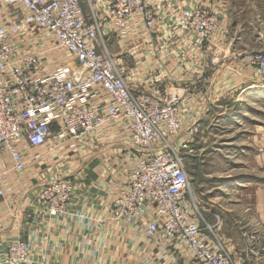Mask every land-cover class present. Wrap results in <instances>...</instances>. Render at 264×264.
<instances>
[{"label": "built area", "instance_id": "1", "mask_svg": "<svg viewBox=\"0 0 264 264\" xmlns=\"http://www.w3.org/2000/svg\"><path fill=\"white\" fill-rule=\"evenodd\" d=\"M224 22L200 0H0V200L9 199V188H25L18 209L34 224L31 239L21 231L5 243L0 264H45L32 258L35 243H47L38 230L77 221L85 228L93 221L94 234L102 225L127 231L141 252L137 264L156 250L159 264H236L206 235L198 205L188 200L185 160L202 120L185 115L187 89L164 68L143 71L139 62L130 70L112 52L115 45L131 56L160 54L145 58L149 65L172 51L186 75L198 73L185 64L193 55L205 73L217 62L211 44ZM249 66L264 78V49L250 55ZM138 77L142 85L129 80ZM203 81L194 76L189 91ZM121 142L106 161L114 173L103 170L108 189L98 182L110 193L101 220L73 207L79 196L70 177L55 171L33 184L45 165L52 173L55 164L90 160ZM172 246L176 254L168 257Z\"/></svg>", "mask_w": 264, "mask_h": 264}, {"label": "crops", "instance_id": "2", "mask_svg": "<svg viewBox=\"0 0 264 264\" xmlns=\"http://www.w3.org/2000/svg\"><path fill=\"white\" fill-rule=\"evenodd\" d=\"M200 1L208 3L205 2V0ZM218 1L225 5L227 3L229 4V0ZM218 1H215V7H219L220 2ZM250 1H253L252 8L250 9L251 12H253L257 7L256 0ZM252 16L254 15L252 14ZM228 27L227 23H223L212 42L211 55L214 56L217 62L216 64L208 63L205 73L200 72L202 69L200 64L191 61L193 55L188 56L189 60L185 62V64L187 68H191V70L194 68L198 73L186 75L184 73L186 70L185 65L178 63L177 57L171 54L172 51L165 52L164 56L161 58L162 63L159 64V62L156 61L149 65L145 58L158 59L160 54L156 52L146 56L144 52H140L131 56L129 54L127 55L124 50L119 48H117V54H123L122 61L127 62L129 67L131 66L130 62L134 60V65H137L139 62L138 66L142 64L145 65L143 71H145L146 67L166 69L182 87V91L187 89L186 99L189 104L186 110L188 113L200 117L203 113L213 111L218 114L217 117L220 116L219 121L222 122L224 120V115L229 112H234V109L237 108V105L233 103H240L254 95L260 96L264 91V78L257 77L253 69L249 66L250 55L255 51L264 49L263 33L259 34L258 37H256V35L253 36V32L245 31L243 26L237 23L233 28L234 36H227L228 31H230ZM261 32L263 31L261 30ZM230 37H233L231 42ZM170 49H172V47H170ZM191 54L192 53H190V55ZM194 76H200L204 78V81L201 85V90L190 92L189 87L191 86V80ZM129 80L131 83L136 84V86L144 83L142 77L129 78ZM263 140L264 139L261 141L260 139L258 140L262 146ZM116 144H110L112 149H105L104 152L100 153V150L93 152L91 156H94L90 160L87 158L83 161L78 160L75 163L68 160L64 163V167H62L60 163L59 165L55 164L52 173H43L33 181V184L37 186L45 182L47 183L49 180L57 177L55 171L59 172L58 176L60 177H70L77 185L76 193L79 196V200L74 202L73 207L84 208L92 219L101 220L108 214L107 208L109 207L110 193L109 191L103 192L100 190L103 188L98 186V182L102 184L101 186L106 184L108 189L103 170L105 166L111 167V172L112 174L114 173L112 164L106 161L109 160L113 151L119 150L114 148ZM122 145L123 143L121 142L120 146ZM100 147L102 146L100 145L99 148ZM259 157L260 159H264V152L260 153ZM260 184L261 187H258L259 184L258 186H246V191H255L258 194L251 198H246L244 205L246 210L259 212L262 210L258 214V217L264 225V181ZM24 190L25 188H22L18 191L15 201L10 198L0 200V251L10 238H16L21 231H23V236L26 240L31 239L30 228L31 226L33 227L34 224L28 221L25 222V219L22 217L23 214L20 213L19 210L21 206L19 209L17 208L22 202L21 195ZM240 205L241 204L236 203L226 208V212L223 215V219L217 231L221 234L222 239L226 241V246L228 245L230 247L238 261L242 260L244 257L252 256V258L254 257L253 262L249 259L246 264H257L258 260L261 261L260 257H262L263 254H260L261 256L259 257L258 254L260 252H257L258 250L254 251L251 248L249 249L246 244L248 242L247 240L243 239L242 236L239 238L238 236L227 235L223 231L220 232V229L222 230L224 226H230L232 229L238 230L237 232H239V230L242 232L241 227H239L242 223V218L238 216L240 213ZM13 207L18 209L16 218L14 212H12ZM9 209H11V211ZM93 223V221L90 222V225H87L86 228L79 221L70 226L66 223L59 222L57 225L53 224L42 227L37 233L41 235L43 239L45 238L47 243L36 242L33 246L32 258H34V261H37L43 257L45 259V264H137L135 261L140 259L139 254L141 252L138 251L139 246L137 248L138 252L136 251L135 248L137 246L127 231L120 232L113 225H102L97 229L96 235V233H92L93 230L91 227ZM43 224L47 225L48 222L43 221ZM84 239L88 240L87 244H83L82 240ZM142 242H144L143 239ZM175 254L176 250L174 246H172L168 250V257H172ZM159 257H161V251L156 250L149 256V259L146 258L144 262L146 264H159L157 261ZM175 264L192 263L179 260Z\"/></svg>", "mask_w": 264, "mask_h": 264}, {"label": "rangeland", "instance_id": "3", "mask_svg": "<svg viewBox=\"0 0 264 264\" xmlns=\"http://www.w3.org/2000/svg\"><path fill=\"white\" fill-rule=\"evenodd\" d=\"M215 1L205 0L213 5L222 20L225 19L224 23L228 24L230 30L227 36H234L233 28L237 23L242 25L245 31L253 32V36L258 37L261 33L264 35V0H256L257 7L253 12L250 10L253 1L250 0H229V4L226 5L218 1L219 7L214 6ZM232 40L233 37H230V42ZM110 41L114 43L112 39ZM112 49L114 54L117 53L115 45ZM133 62L134 60L130 62V70L136 67ZM261 94V97L254 95L240 103H233L237 105V108L234 112L224 115L222 122L219 121L220 116L217 117L218 114L213 111L203 113L200 117L204 121L201 119L203 122H199V132L194 138L195 152L185 160L190 175L188 200L198 205L206 235L213 241L219 240L226 246V241L222 239L217 229L226 208L232 204H241L238 216L242 218V223L239 225L242 232L240 230L237 232L238 230L230 226H224L220 232L239 238L242 236L247 240L249 249L258 250L259 257L263 254L260 257L261 261L258 260L257 264H264V225L258 217L262 210L260 212L246 210L244 201L258 194L255 191H246V186L259 184L258 187H261L260 183L264 181V159L259 157L260 153L264 152V140L263 146L258 142L259 139L260 141L264 139V91ZM185 115L192 120L197 119V116L192 113ZM119 146L120 144H116L114 148L121 149L123 145L120 148ZM108 147L112 149L110 145ZM46 161L44 160L43 163ZM41 170L40 175L46 174L49 166L45 165ZM26 176L31 179L36 174L31 173ZM20 189L9 188L7 197L15 201ZM17 208L13 207L14 214ZM226 248L236 264H246L249 259L251 262L254 260L251 256L238 261L230 247L227 245Z\"/></svg>", "mask_w": 264, "mask_h": 264}, {"label": "bare ground", "instance_id": "4", "mask_svg": "<svg viewBox=\"0 0 264 264\" xmlns=\"http://www.w3.org/2000/svg\"><path fill=\"white\" fill-rule=\"evenodd\" d=\"M254 186V185H253Z\"/></svg>", "mask_w": 264, "mask_h": 264}]
</instances>
